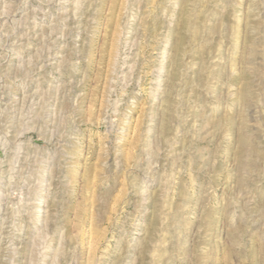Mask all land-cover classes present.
Listing matches in <instances>:
<instances>
[{
    "label": "rangeland",
    "instance_id": "1",
    "mask_svg": "<svg viewBox=\"0 0 264 264\" xmlns=\"http://www.w3.org/2000/svg\"><path fill=\"white\" fill-rule=\"evenodd\" d=\"M0 264H264V0H0Z\"/></svg>",
    "mask_w": 264,
    "mask_h": 264
}]
</instances>
